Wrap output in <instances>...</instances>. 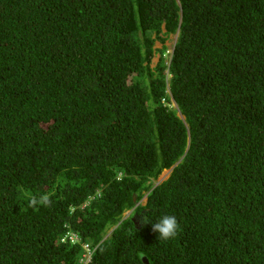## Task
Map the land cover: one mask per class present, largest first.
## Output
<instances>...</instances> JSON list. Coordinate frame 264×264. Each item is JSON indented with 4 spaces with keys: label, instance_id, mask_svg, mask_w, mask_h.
Here are the masks:
<instances>
[{
    "label": "trees",
    "instance_id": "16d2710c",
    "mask_svg": "<svg viewBox=\"0 0 264 264\" xmlns=\"http://www.w3.org/2000/svg\"><path fill=\"white\" fill-rule=\"evenodd\" d=\"M0 264H264V0H0Z\"/></svg>",
    "mask_w": 264,
    "mask_h": 264
},
{
    "label": "clouds",
    "instance_id": "9594fccd",
    "mask_svg": "<svg viewBox=\"0 0 264 264\" xmlns=\"http://www.w3.org/2000/svg\"><path fill=\"white\" fill-rule=\"evenodd\" d=\"M172 35H176V40H177L178 33L171 34L170 35V39H171ZM170 39H168L166 41V45L167 46H168L167 42ZM176 40H175L174 44L168 46V49H166L167 52L165 53V57H168V58L171 57L174 45L176 43ZM159 43L157 44L158 46H159ZM170 49H171V51H170ZM159 57H160V55H157L155 57V59L158 58L157 62L159 60ZM154 60H153V63H154ZM156 63H154V64H156ZM180 115L183 118H185L184 115H182L181 113H180ZM165 172H167V175L163 176ZM169 173H170V170H165L161 174V176L159 177L158 180L162 181L163 179L168 178L169 177ZM158 180L155 183L159 184ZM24 195L27 198V208H36L38 206H44V207H50L51 206L52 201H51V195L49 193H41L39 195L24 193ZM144 199L147 201V195L144 197ZM146 201H145V203H146ZM129 213L130 212H126L127 215H129ZM143 219H144V222L151 223L152 231L154 233L158 234L157 238L160 239V240L168 241L170 239L175 238L178 235V232H179V229H180V225H179V223H178V221H177V219H176V217L174 215L164 214V215L158 217L155 220V222H149L145 217ZM75 238H77V237H75Z\"/></svg>",
    "mask_w": 264,
    "mask_h": 264
},
{
    "label": "rangeland",
    "instance_id": "374dc122",
    "mask_svg": "<svg viewBox=\"0 0 264 264\" xmlns=\"http://www.w3.org/2000/svg\"><path fill=\"white\" fill-rule=\"evenodd\" d=\"M175 40H176V35H172V36H171V39L167 42L168 46L174 44ZM159 46L161 47V46H163V45L160 43ZM170 51H171V49H170ZM157 59H158V58H156V59L154 60V63L157 62ZM174 106H176L175 103H174ZM165 175H167V172H165L163 176H165ZM145 201H146V200L144 199V200H143V203H145Z\"/></svg>",
    "mask_w": 264,
    "mask_h": 264
},
{
    "label": "water",
    "instance_id": "95a60500",
    "mask_svg": "<svg viewBox=\"0 0 264 264\" xmlns=\"http://www.w3.org/2000/svg\"><path fill=\"white\" fill-rule=\"evenodd\" d=\"M144 260L147 262V259L146 258H144Z\"/></svg>",
    "mask_w": 264,
    "mask_h": 264
}]
</instances>
